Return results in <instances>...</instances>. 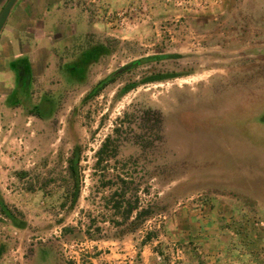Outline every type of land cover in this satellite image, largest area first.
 I'll use <instances>...</instances> for the list:
<instances>
[{"label":"rangeland","instance_id":"374dc122","mask_svg":"<svg viewBox=\"0 0 264 264\" xmlns=\"http://www.w3.org/2000/svg\"><path fill=\"white\" fill-rule=\"evenodd\" d=\"M175 40L174 33L167 48L119 39L113 57L106 42L98 43L107 54L98 55L86 68L80 63V75L75 72L79 71L77 64L70 65V74L63 66L60 76L64 79L37 80L31 96H21L22 123L15 131L27 140V154L35 164L22 170L18 166L0 176V198L23 211L29 228L0 225V237L12 243L0 264H36L33 258L40 252L44 255L43 249L49 251L46 258L53 259L45 264H58L57 258L61 264H87L99 250L110 252V242L119 241H92L84 235L93 221L106 237L115 231L109 222L113 212L105 207L104 197L122 191L119 177L133 179L134 188H139L137 196L128 189L126 199L137 197L141 208L149 203L165 207L121 242L129 241L131 247L150 232L163 235V226L179 203L228 200L230 220L224 229L231 240L227 261L264 264V53L258 43L247 49L228 46L206 57L193 51L169 53ZM169 54L176 56L120 72L140 59ZM115 73L116 82L84 101L99 81ZM166 74L177 78L151 80ZM133 83L137 87L116 100ZM35 106L41 117L30 113ZM109 137L116 156L104 170L97 166V155ZM76 147L82 157L80 197L73 208L71 199L62 207L72 189V184L63 183L67 159ZM17 171L39 178L31 181L34 190L18 181ZM51 176L56 181L42 188ZM107 181L112 184L105 187ZM66 227L75 228L81 237H65ZM39 237L45 241L34 243ZM162 244L161 249H167L166 241ZM18 248L21 251L15 255Z\"/></svg>","mask_w":264,"mask_h":264},{"label":"crops","instance_id":"0c3cea01","mask_svg":"<svg viewBox=\"0 0 264 264\" xmlns=\"http://www.w3.org/2000/svg\"><path fill=\"white\" fill-rule=\"evenodd\" d=\"M133 1L19 0L0 34L3 123L20 127L21 96H31L37 80L64 79L60 76L62 67L66 66L67 74L72 73L70 65L82 64L86 48L98 43L108 41L112 57L117 54V50L112 52V42L115 45L119 39L162 47L168 44L162 28L170 25L176 40L169 53L193 51L198 57H206L208 53H221L228 46L247 49L252 43H258L259 51L264 53V0H217L216 6L199 15L183 14L163 0H152L153 20L143 21L127 34L121 33L110 13L128 8ZM7 2L0 0V14ZM156 37V43L150 42ZM187 55L190 57V53ZM191 200L177 205L163 226V235L144 246L135 242L130 247L129 241L110 242V252L99 250L87 264H163V257L156 250L162 240L168 244L170 264H230L226 248L231 237L224 229L230 220V202ZM186 244L190 246L185 247ZM130 258L134 261L129 262ZM43 259V254H36L33 263Z\"/></svg>","mask_w":264,"mask_h":264},{"label":"trees","instance_id":"16d2710c","mask_svg":"<svg viewBox=\"0 0 264 264\" xmlns=\"http://www.w3.org/2000/svg\"><path fill=\"white\" fill-rule=\"evenodd\" d=\"M107 44L109 45L110 43L106 41ZM119 42V41H118ZM103 43V42H102ZM112 47L113 51L117 50L116 45L112 42ZM163 47V46H162ZM167 47V46H166ZM90 47L86 48L88 49L87 52L85 53V57L82 60V65H86L97 61L99 59V56L101 54H107L105 52V47L104 45H98L95 47ZM97 54L98 57H95L94 54ZM110 53V52H109ZM87 56V57H86ZM176 55L169 54L166 55L165 57H153L149 56L143 59H140L132 64L137 65H143L145 63H151V62H161L162 59L166 58H174ZM82 65H77V69L75 70L76 73L79 75L82 72ZM116 75L117 73L110 75L109 77L99 81L90 91L87 93V96L84 98V101L86 99H89L90 97H95L98 94L102 92V90L105 89L106 86H108L111 83L116 82ZM177 75L173 74H166V75H157L151 78L152 81H166L170 80L173 78H177ZM179 76V75H178ZM137 87V83L129 84L127 85L124 89H122L119 93V95L116 97V100L121 99L124 95L132 91ZM39 108L38 106H35L33 110H30L31 114H36L39 117L42 116V114L39 113ZM151 109L147 110V117L148 120L150 119L149 113ZM113 145L111 137L107 138L106 141L103 144V147L99 150L98 152V160H97V166L98 167H103L104 170H107L109 167V161L116 156L115 153H113ZM81 149L80 147H76L73 151V154L70 158L67 159V167H66V177H63V183H67L68 185L72 184V189H68V194H67V199L66 201L62 204V207H65L68 205L70 199H71V208H73L80 197V192H81ZM128 165L123 166V170H125V167ZM18 181L23 184L27 189L29 190H34L35 187H32V182L33 179H39V178H33L30 176L29 173L27 172H18L16 173ZM105 176V175H103ZM131 176V175H130ZM24 178V179H23ZM32 178V179H31ZM56 180L54 178L48 177L45 179V182L42 183V188H46L50 183L55 182ZM120 184L122 185V191L118 192L116 191L113 196L110 198L104 197L106 203L105 207L108 210H111L113 212L112 219L109 220L110 223H112L114 227V232L106 237L102 234L103 230L102 228L96 224L95 221H93L92 224H90L85 231L84 238H88L89 240L96 241V240H106V239H111L113 241H122L127 235H134L139 228L148 220L152 219L156 215L160 214L162 211L165 210V207H162L161 204H156V203H149L148 205L143 206L142 208L139 206V201L138 198L135 197V200H129L126 199V193L129 190L132 191L133 196H137V192L139 190L138 186L136 185L134 188V180L131 179V181L125 180L123 177H119ZM111 181H107L104 183V186L107 187L109 186ZM67 185V186H68ZM69 188V187H68ZM141 208V209H140ZM136 212V213H135ZM135 214V215H134ZM6 225L9 229L14 228L18 230H26L29 228L27 219L20 209H18L15 205L10 204L9 202L3 200L0 198V225ZM77 230L73 227H66L64 229V235L67 237L70 235L71 239H75L81 236L76 235ZM159 234L157 232H150L148 235L145 237V239L141 242V246H144L147 244V242L152 241V239L157 238ZM11 240V238H10ZM12 243H9L6 241V239H2V236L0 237V263L4 262L6 257L8 256V253L10 249L12 248ZM162 242L158 244L156 247V250L158 253L163 257V264H170V256L168 255L167 249L163 250L161 249ZM44 253V258L48 257L47 253L49 252L46 249H43ZM41 253V252H40ZM252 255H255V260L258 259V255H256V252L253 250L250 251ZM42 254V253H41ZM46 258L43 259L42 261L38 263L45 264L48 261L51 262L53 259ZM60 258H57L56 263L61 264L59 262ZM37 263V264H38Z\"/></svg>","mask_w":264,"mask_h":264},{"label":"built area","instance_id":"2783aa9c","mask_svg":"<svg viewBox=\"0 0 264 264\" xmlns=\"http://www.w3.org/2000/svg\"><path fill=\"white\" fill-rule=\"evenodd\" d=\"M151 1L152 0H134L128 8L111 12L110 16L115 20L117 30L121 33L131 32V29L137 28L138 24L143 21L151 22L153 20L151 15ZM163 1L165 5L173 6L181 10L183 14L188 15L206 13L218 4L217 0ZM162 31L169 36V39H167L168 41H173L174 32L170 25L163 27ZM26 126L30 128L31 121L27 123ZM26 143L27 140L25 137L16 133L15 125L7 126L3 123V120L0 119V174L2 176L12 172L13 169L17 170L18 166L22 170L28 169L30 165L33 166L35 164L32 155L30 153L27 154ZM160 218L162 217L160 216ZM39 240L45 241L43 237H39L33 242L37 243ZM20 251V248L16 249L14 251L15 255ZM15 258L18 259L17 256H15ZM133 261L134 259L130 258L129 262Z\"/></svg>","mask_w":264,"mask_h":264},{"label":"water","instance_id":"95a60500","mask_svg":"<svg viewBox=\"0 0 264 264\" xmlns=\"http://www.w3.org/2000/svg\"><path fill=\"white\" fill-rule=\"evenodd\" d=\"M18 1L19 0H8L6 5L4 6V8L0 14V34H1L2 30L4 29L10 15H11V12H12L13 8L15 7V5L17 4ZM132 67H134V64L131 63V64L125 66L123 69H121L120 72L127 70V69H130Z\"/></svg>","mask_w":264,"mask_h":264}]
</instances>
